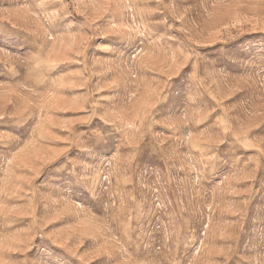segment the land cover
I'll use <instances>...</instances> for the list:
<instances>
[{"label":"rangeland","instance_id":"374dc122","mask_svg":"<svg viewBox=\"0 0 264 264\" xmlns=\"http://www.w3.org/2000/svg\"><path fill=\"white\" fill-rule=\"evenodd\" d=\"M0 264H264V0H0Z\"/></svg>","mask_w":264,"mask_h":264}]
</instances>
